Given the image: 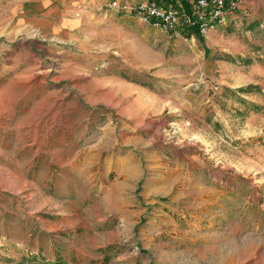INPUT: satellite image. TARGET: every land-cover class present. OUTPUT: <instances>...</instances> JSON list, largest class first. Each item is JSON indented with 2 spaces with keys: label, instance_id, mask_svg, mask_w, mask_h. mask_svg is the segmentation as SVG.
Listing matches in <instances>:
<instances>
[{
  "label": "rangeland",
  "instance_id": "1",
  "mask_svg": "<svg viewBox=\"0 0 264 264\" xmlns=\"http://www.w3.org/2000/svg\"><path fill=\"white\" fill-rule=\"evenodd\" d=\"M68 1L0 34V264H264V0L202 41Z\"/></svg>",
  "mask_w": 264,
  "mask_h": 264
},
{
  "label": "built area",
  "instance_id": "2",
  "mask_svg": "<svg viewBox=\"0 0 264 264\" xmlns=\"http://www.w3.org/2000/svg\"><path fill=\"white\" fill-rule=\"evenodd\" d=\"M185 1L189 11L184 10L181 0H175L173 4L156 0H112L108 7L116 12L133 14L140 22L175 38L183 36L188 28H195L202 36L206 35L208 31L223 25L247 0Z\"/></svg>",
  "mask_w": 264,
  "mask_h": 264
},
{
  "label": "crops",
  "instance_id": "3",
  "mask_svg": "<svg viewBox=\"0 0 264 264\" xmlns=\"http://www.w3.org/2000/svg\"><path fill=\"white\" fill-rule=\"evenodd\" d=\"M76 2L79 4H90L93 3L97 6H105L107 0H69L68 2ZM58 3V0H26L15 2L13 16L5 17L2 22H0V34L5 32L10 37L16 35L18 31H24L27 27L38 28L46 34H51L53 31H59L68 33L70 29H76L78 27L77 19L72 18L71 20L67 15L72 7L66 5V2ZM107 3V4H106ZM64 7V8H63ZM14 24V28L6 30L5 27L7 24ZM5 30V31H4ZM11 62V61H10ZM10 62L1 63L0 61V94H5L8 91L6 90V84L8 83L11 89L19 77L16 78L14 69ZM9 78V79H8ZM9 93H11L9 91ZM10 99L9 96L1 97V101Z\"/></svg>",
  "mask_w": 264,
  "mask_h": 264
},
{
  "label": "trees",
  "instance_id": "4",
  "mask_svg": "<svg viewBox=\"0 0 264 264\" xmlns=\"http://www.w3.org/2000/svg\"><path fill=\"white\" fill-rule=\"evenodd\" d=\"M156 1L163 2V3H172V4L175 3V0H156ZM181 3L183 5V7H184V10L185 11H189V5H188V3L185 0H181ZM191 35H193L199 41H202L203 40V37H204L201 34H199L198 31H197V29H195V28H188V29L185 30V32L183 34V36L185 38H189ZM250 88H251V86L247 87L245 90L242 89V88H239V91H242L243 92V91H246V90H248Z\"/></svg>",
  "mask_w": 264,
  "mask_h": 264
}]
</instances>
